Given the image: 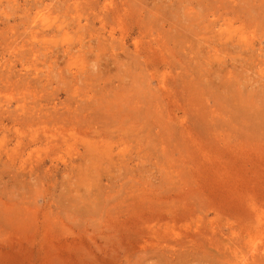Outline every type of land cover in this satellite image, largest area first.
Returning a JSON list of instances; mask_svg holds the SVG:
<instances>
[{
    "label": "rangeland",
    "instance_id": "374dc122",
    "mask_svg": "<svg viewBox=\"0 0 264 264\" xmlns=\"http://www.w3.org/2000/svg\"><path fill=\"white\" fill-rule=\"evenodd\" d=\"M0 218V264H264V0H0Z\"/></svg>",
    "mask_w": 264,
    "mask_h": 264
},
{
    "label": "bare ground",
    "instance_id": "6f19581e",
    "mask_svg": "<svg viewBox=\"0 0 264 264\" xmlns=\"http://www.w3.org/2000/svg\"><path fill=\"white\" fill-rule=\"evenodd\" d=\"M54 2H55V1H54ZM135 3H137V2H135ZM59 7H60V6H59ZM35 21H36V20H35ZM37 22H38V21H37ZM37 24H38V23H37ZM37 24H36V25H37ZM34 27H35V26H34ZM89 41H90V40H89ZM32 44H33V43H32ZM93 61H95V60H93ZM23 117H24V116H23ZM64 134H65V133H64ZM65 135H66V134H65ZM65 135H64V136H65ZM70 136H71V135H70ZM52 140H53V139H52ZM1 213H2V212H1ZM15 216H16V215H15ZM15 218H16V217H15ZM32 218H33V217H32ZM0 219H2V218H0ZM28 220H29V219H28ZM26 224H27V223H26ZM26 230H27V229H26ZM251 251L253 252V250H251ZM253 254H254V253H253ZM220 256H221V255H220ZM244 257L246 258V256H244ZM243 260H244V259H243ZM212 263H213V262H212Z\"/></svg>",
    "mask_w": 264,
    "mask_h": 264
}]
</instances>
